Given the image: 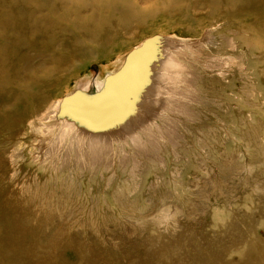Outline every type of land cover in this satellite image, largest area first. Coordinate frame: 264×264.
Listing matches in <instances>:
<instances>
[{"label":"rangeland","instance_id":"1","mask_svg":"<svg viewBox=\"0 0 264 264\" xmlns=\"http://www.w3.org/2000/svg\"><path fill=\"white\" fill-rule=\"evenodd\" d=\"M154 36L178 75L139 144L64 131ZM0 264H264V0H0Z\"/></svg>","mask_w":264,"mask_h":264},{"label":"bare ground","instance_id":"2","mask_svg":"<svg viewBox=\"0 0 264 264\" xmlns=\"http://www.w3.org/2000/svg\"><path fill=\"white\" fill-rule=\"evenodd\" d=\"M174 46H176V42L173 37L164 36L149 39L144 44H140L134 53L130 54L129 58L133 59L135 63H132L129 66V71L123 74L125 80L113 81L112 78L118 72L116 74L111 72L113 76H108L110 79L107 78L97 82L94 85L96 86L94 93L102 98L103 104L107 107L106 112L103 114L93 113L94 108L89 109L85 105L84 108H81L83 105L80 106L79 104L85 102L81 97L82 95H80V98L76 96L67 98L70 103L65 112L60 109V105L54 112L57 117L62 119L63 127H65L64 131L68 129L73 138L83 139V142L88 143V147L99 148L100 152L108 142H122L120 141L122 136L125 137L123 141L131 140L132 143L138 145L141 135L152 130L150 122L153 115L161 112L163 106H165L164 104L169 101L167 97L175 91L173 83L178 73L176 69H173V66H176V56L170 48ZM126 63L130 64L131 60ZM123 65L125 64L123 63ZM110 81L113 82V85H108ZM142 81L144 82L142 83ZM121 89L123 90L121 91ZM63 105L65 104L63 103ZM76 107H78V110ZM167 111L168 108L162 114ZM81 113H86L87 119L86 117L80 118L78 114ZM59 114L64 115L61 117V115L58 116ZM88 120L94 121L96 125H102V127L99 126L100 128L93 130L87 123ZM86 128L90 132L84 130ZM140 131L142 132L139 134Z\"/></svg>","mask_w":264,"mask_h":264},{"label":"water","instance_id":"3","mask_svg":"<svg viewBox=\"0 0 264 264\" xmlns=\"http://www.w3.org/2000/svg\"><path fill=\"white\" fill-rule=\"evenodd\" d=\"M157 40V39H156ZM155 40V41H156ZM135 51H133L132 53H134ZM132 53H130V54H132ZM129 58V57H128ZM128 60V59H127ZM129 64H126V66H125V68L122 70H120L113 78H112V80L114 81L115 80V82L116 81H122V80H125V79H123V74L124 73H127L128 71H129V69H130V67L128 66ZM120 83V82H119ZM130 83H131V80H130ZM110 84L111 85H113V82H110ZM117 88H119V87H117ZM123 89H121V91H122ZM112 91H114V89H112ZM126 94V93H125ZM66 101H68V100H66ZM90 102H92V103H90ZM64 104H65V102H64ZM99 104H100V106H99ZM80 106L81 105H83V106H81V108H84V105L85 106H87L86 108H89V109H92V108H94V112L93 113H96V114H103L104 112H106V108L107 107H105V105L103 104V100H102V98H100L99 96H97L95 99H93V100H91V99H89V100H85V102H84V104L83 103H81V104H79ZM107 105V104H106ZM76 109L78 110V107H76ZM89 113V112H88ZM92 113V114H93ZM76 114H77V112H76ZM115 114V113H114ZM79 115V117L80 118H82V117H86V119H87V117L88 116H86V113H81V114H78ZM90 120V119H89ZM87 121V123L89 124V126L94 130V129H96V128H100V127H102V125L100 126V125H96V123L93 121ZM100 126V127H99Z\"/></svg>","mask_w":264,"mask_h":264}]
</instances>
